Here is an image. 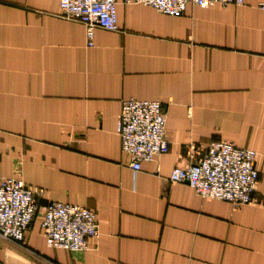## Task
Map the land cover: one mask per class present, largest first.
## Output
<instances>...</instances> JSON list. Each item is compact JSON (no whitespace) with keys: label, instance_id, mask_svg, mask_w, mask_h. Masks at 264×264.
I'll list each match as a JSON object with an SVG mask.
<instances>
[{"label":"crops","instance_id":"obj_1","mask_svg":"<svg viewBox=\"0 0 264 264\" xmlns=\"http://www.w3.org/2000/svg\"><path fill=\"white\" fill-rule=\"evenodd\" d=\"M60 0H0V174L96 212L90 249L49 248L36 219L0 264H264V0L188 4L178 17L117 0L118 31L65 18ZM166 108L169 152L139 172L121 149L127 98ZM258 153L251 204L171 183L191 144ZM39 214V215H40Z\"/></svg>","mask_w":264,"mask_h":264},{"label":"built area","instance_id":"obj_2","mask_svg":"<svg viewBox=\"0 0 264 264\" xmlns=\"http://www.w3.org/2000/svg\"><path fill=\"white\" fill-rule=\"evenodd\" d=\"M127 3L178 17L188 4L227 8L241 6L244 0H127ZM59 7L65 18L84 24L89 48L95 46L96 29L118 31L117 0H60ZM260 8L264 9V4ZM166 124V108L160 101L135 97L122 101L116 132L122 152L131 158L130 167L134 172L141 171L144 163L169 152ZM188 154L189 165L175 168L169 177L171 183H188L198 197L228 202L234 207L253 202L259 178L256 151L218 141L204 150L191 144ZM43 193V190L34 191L22 180L0 174V237L25 245L26 232L38 219L49 248L71 252L89 250L90 242L100 237L96 212L80 205L49 202L40 214Z\"/></svg>","mask_w":264,"mask_h":264}]
</instances>
